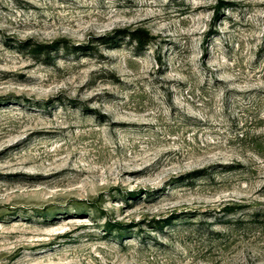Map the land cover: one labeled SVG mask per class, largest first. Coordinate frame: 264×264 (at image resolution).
Returning <instances> with one entry per match:
<instances>
[{
	"label": "rangeland",
	"instance_id": "1",
	"mask_svg": "<svg viewBox=\"0 0 264 264\" xmlns=\"http://www.w3.org/2000/svg\"><path fill=\"white\" fill-rule=\"evenodd\" d=\"M0 264H264V0H0Z\"/></svg>",
	"mask_w": 264,
	"mask_h": 264
},
{
	"label": "trees",
	"instance_id": "2",
	"mask_svg": "<svg viewBox=\"0 0 264 264\" xmlns=\"http://www.w3.org/2000/svg\"><path fill=\"white\" fill-rule=\"evenodd\" d=\"M131 38L138 42V44L143 47L149 42V36L148 34L144 33V35H139L138 33H131L130 34ZM31 53L35 55H40L42 54V50L38 48L34 49Z\"/></svg>",
	"mask_w": 264,
	"mask_h": 264
}]
</instances>
